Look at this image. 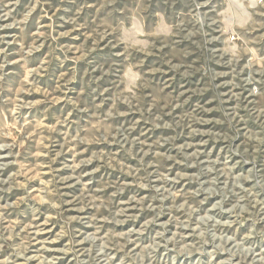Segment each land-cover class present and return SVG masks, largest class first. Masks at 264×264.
<instances>
[{"label": "rangeland", "instance_id": "1", "mask_svg": "<svg viewBox=\"0 0 264 264\" xmlns=\"http://www.w3.org/2000/svg\"><path fill=\"white\" fill-rule=\"evenodd\" d=\"M0 264H264V0H0Z\"/></svg>", "mask_w": 264, "mask_h": 264}, {"label": "bare ground", "instance_id": "2", "mask_svg": "<svg viewBox=\"0 0 264 264\" xmlns=\"http://www.w3.org/2000/svg\"><path fill=\"white\" fill-rule=\"evenodd\" d=\"M128 30V29H127ZM130 30V29H129ZM132 32L133 33H135V36L136 35H140V34H142V30H141V28L140 27H134L133 29H132Z\"/></svg>", "mask_w": 264, "mask_h": 264}]
</instances>
